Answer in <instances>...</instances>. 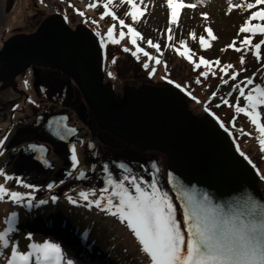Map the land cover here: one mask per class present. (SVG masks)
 Listing matches in <instances>:
<instances>
[{
	"label": "rangeland",
	"instance_id": "1",
	"mask_svg": "<svg viewBox=\"0 0 264 264\" xmlns=\"http://www.w3.org/2000/svg\"><path fill=\"white\" fill-rule=\"evenodd\" d=\"M106 2L107 0H0V45L10 35L34 31L45 17L53 13H61L71 28L79 24L88 26L100 37V39L105 38V34L109 27L115 24L116 27L113 35L116 34L117 31L123 30L125 37L123 39L118 38L119 43L116 44L111 43L107 38L104 40L105 43L102 42L106 50L108 71L118 78V80L110 82L115 86L116 90L127 83L138 86L141 84H149L158 87L172 86L163 84V82L159 80L160 77H171L172 75L179 80L186 81V79L195 76L193 84L196 88V95L198 98H200L199 96L201 95L203 97L207 96L212 90V95H210L207 104L208 110L216 113L219 110L218 108L222 107L220 113L222 116L228 115L225 116L228 120L227 130L232 138L238 140L244 139V132H246L248 128L247 124H249L250 121L243 113L241 114L245 116L244 121H246V123H241V121L239 122L236 119V116L240 113L235 112V106H244L245 100L243 97L237 99V96L239 97V90L234 87V85L244 87L245 94H247L254 85L264 87V44L261 45L260 58L257 59V57L253 55V46L261 40H264V34L257 33L256 35H252L251 33H240L238 35V32L251 12L264 9V4L257 5L253 9L233 7L232 10L229 11L228 0H179V2L185 4H196V7L182 8L177 22L170 24V9L167 7L166 0H143V4H140V9L144 14L140 16L136 22H133L131 17L126 15L127 12L131 11L130 5L126 2L122 3L121 0H113V3L109 6V11L118 19H123L126 25H130L140 33L142 39L137 40V45L143 50H146L143 44L149 40L154 41L153 38L155 37L160 38L159 40L157 39V41L164 40L165 44H170L178 40V37L183 36L186 32H197L200 37L203 36L206 43L203 48L200 46L197 59L200 60V58L203 57L208 61H220L219 65L212 64V67H214L211 69L207 67L198 68V70L203 72L207 69L206 72H208V75L203 76L201 74L195 75L193 69L191 70L181 64H175L177 63L176 61H172L170 66L162 65L161 67H157L156 65L154 66V63L149 59L146 61V58L149 56L144 55L143 58L133 56L131 53L135 51L136 48L130 43L127 27L121 29L118 19L113 20L111 16H105L101 19V15L105 11L103 4ZM134 2L139 3V0H134ZM92 3H95L99 10L95 9V7H89ZM238 3L246 6L247 3L254 4L255 0H232L233 6ZM144 5H147L146 10L144 9ZM80 12H83L84 15L81 16L79 14ZM204 14H206V16ZM255 23L264 25V21L256 20L252 22V24ZM169 28H171L172 40L168 39ZM205 29H211L216 39H211ZM246 37L251 38L252 45H241L239 41ZM234 41L236 42L235 47L241 48L243 56L249 57L250 60L246 58L247 61L249 60L246 66L243 68L240 67L238 72L234 73L237 74L235 80L231 79L230 76L228 79L226 78L218 82L217 79L221 75V73L218 75V67L221 68L225 63L224 60L227 55L230 57V53L237 52L233 47H229ZM174 43L177 48L180 47L176 42ZM125 47L129 48L131 51L124 52L123 48ZM225 47H228L227 50H225ZM193 50L197 52V47L194 46ZM233 59L234 57H232V60ZM145 64L148 65L147 68L144 67ZM20 74V77L28 76V72L26 71ZM108 76L104 78V81L109 78ZM20 77H18L17 80H20ZM246 78H251L253 80V85L245 86L242 84L241 82L245 81ZM197 81H199V83H197ZM224 81H227V83H224ZM232 87H234L235 90L232 91ZM214 93L215 95H213ZM32 97L36 101L38 100V96L33 90ZM11 98H13L11 92L0 90V139L5 138L4 126H6L5 121L10 114L9 107L12 103V101H10ZM185 100L187 109L193 115L206 117L203 113V108H201L202 106L198 105L199 103L197 101L187 100L186 98ZM224 100H227L228 104H225L223 102ZM47 106L55 110L58 109L57 105H50L47 103ZM36 107L37 106L34 104L24 106L22 110L21 107H19L18 114L14 117L15 123L9 126L10 129L7 131L5 143L0 146V152L3 153L0 155V170H3L7 175L13 177L12 181H6L0 177V185H5V187L11 191H18L22 194L31 191L32 194V199L27 200L28 202L22 204L23 206L15 212L17 214V231L11 238L12 242L17 244L20 252L28 251L27 246L30 243H55L61 247L62 255L65 257L63 264H67V260H71L72 264H106L105 261L108 264H150L149 258L141 251L138 241L134 234L127 228L126 222L97 219L87 221L82 217L80 221L81 226L83 228H88L96 237V240L94 239L95 242L90 241V244H94L102 239V249L99 248L98 245H96L97 247L95 248L101 253L104 260H95L94 262L79 259L81 256L80 252L78 249L72 248L71 245L63 249L62 245L59 244L63 242L62 239H59L56 235L49 232H45L44 229L39 227V223H41L50 230L51 221L57 218L61 214L60 212L65 213L62 215L63 222L68 220L71 225L74 224V218L78 220L81 216L74 210L69 212L68 208L63 211L65 207H57V209L54 207L50 208L47 206L50 205L48 203L41 206L39 201H37V198H40V196H38L39 193L40 195L43 193L46 195L47 189L45 185L49 183V180H43L45 182L42 183V177H51L50 181L57 180L54 174L57 173V169L62 163L60 155L54 156V169L46 171L45 173L44 171L39 173L36 169L28 168L21 162L20 150L12 149L14 142L19 138V131L17 130H20L22 127L21 119H25L26 117L32 119L33 114L38 110ZM258 111L261 114L260 122L264 124V106L258 108ZM223 112L225 113L223 114ZM58 161L60 163H58ZM259 173L260 174H257V185L264 194V185L262 186V184H264L263 163L259 167ZM17 178L23 183L34 186L35 190L25 189L22 184H17L15 182ZM48 185H50V183ZM53 186H56V184H53ZM58 187V193L66 189V187L60 185L51 189V192L57 190ZM58 196L63 201L64 196L62 194H58ZM47 199L50 200L51 197L48 196ZM5 201L7 203L10 200L6 197ZM28 204H31V207H26ZM60 205L64 206V204ZM5 206L0 203V227L4 224V219L8 216V212H6L8 209H5ZM70 213L74 218L69 216ZM48 221L50 225H48ZM76 222L77 221H75V223ZM95 226H98V228H95ZM29 235H31V240L27 238ZM9 253L10 252H6L7 255H1L0 263L5 261L6 264Z\"/></svg>",
	"mask_w": 264,
	"mask_h": 264
},
{
	"label": "water",
	"instance_id": "2",
	"mask_svg": "<svg viewBox=\"0 0 264 264\" xmlns=\"http://www.w3.org/2000/svg\"><path fill=\"white\" fill-rule=\"evenodd\" d=\"M30 66L68 75L100 129L140 149L161 152L181 212L188 197L200 201L207 196L225 211L249 198L264 205L254 166L218 121L187 109L181 91L141 84L125 85L116 94L113 84L104 81L100 37L88 26L71 28L53 13L34 31L6 38L0 48V82L13 87L14 78ZM45 130L54 137L55 128Z\"/></svg>",
	"mask_w": 264,
	"mask_h": 264
},
{
	"label": "snow or ice",
	"instance_id": "3",
	"mask_svg": "<svg viewBox=\"0 0 264 264\" xmlns=\"http://www.w3.org/2000/svg\"><path fill=\"white\" fill-rule=\"evenodd\" d=\"M121 2H126L131 6V11L127 12L126 15L130 16L133 22H136L144 14L140 9L143 0H139V3L134 2V0H121ZM112 3L113 0H107L103 4L105 11L101 15V19L105 16H111L113 20L118 19L109 11V6ZM166 3L170 9V24L177 22L182 8L196 7V4H185L179 2V0H166ZM228 3L229 11H231L233 7L253 9L257 5L264 4V0H255L254 4L247 3L246 6L239 3L233 6L232 0H228ZM96 6L95 3L89 5V7ZM146 8L147 5H144L145 10ZM79 14L84 15L83 12ZM204 15L206 16V14ZM256 20L264 21V9L252 11L244 25L240 27L238 35L240 33L264 34V25L261 23L252 24ZM118 23L121 29L127 27L130 43L136 48L131 54L137 56L138 53H142L148 56L149 54L137 45V40L142 39L140 33L130 25H126L123 19H118ZM115 27L114 24L107 31L108 40L113 44L119 43V40L113 36ZM205 31L208 32L211 39H216L211 29H205ZM168 32V39L172 40L171 28L168 29ZM119 36L120 39L125 37L123 30L120 31ZM190 36L195 38L194 33H190ZM199 42L203 48L206 43L205 38L201 36ZM235 43L234 41L229 47H233L235 51L240 52L241 48L235 47ZM147 44L157 51L160 50V46L151 40L147 41ZM180 44L185 50L180 51L177 49L178 54L193 63L194 68L203 65L211 69L212 64H220L219 60L208 61L203 57L200 58L199 63H195L191 59L194 54L190 53L183 41ZM241 44L243 46L252 45V40L250 37H246L241 41ZM262 44H264V40L253 46V55L257 59L260 58ZM123 51L129 52L130 49L125 47ZM149 59L154 58L149 56ZM155 62L159 64L160 60L156 59ZM243 62V57H241V63ZM144 67L147 68L148 65L145 64ZM231 67L230 64L225 65L220 70L226 72ZM201 75L207 76L208 72H202ZM236 76L237 74H233L231 79L235 80ZM169 83H172V81H169ZM224 83H227V81H224ZM241 83L245 86L253 85V80L246 78ZM177 87L180 86L177 85ZM234 87L239 90L237 99L243 97L245 100L244 106H235V112L246 115L255 127L258 133L257 140L260 150L264 152V124L260 122L261 114L258 111V108L264 106V87L254 85L247 94H245L244 87L239 85ZM223 102L228 104L227 100ZM221 127H224V125L221 124ZM67 131L74 132L75 130L68 129ZM5 140L6 137L0 139V146L5 143ZM28 149L34 153L46 151L36 145H29ZM71 152L72 166L76 167L78 160L74 147ZM2 154L0 152V155ZM240 155L244 156V153L241 152ZM244 158L248 159L247 156H244ZM249 163H251L250 160ZM117 167L123 168L124 166L118 165ZM104 172L108 174L104 181L105 186L100 189L99 197L89 201V203L94 204L103 211H107L112 216L118 217L121 222H126L127 228L134 234L141 251L149 258L150 264H264V205L255 199H245L242 204H238L235 208L229 207L225 211L224 208L213 206L207 196H204L200 201H194L191 197H188L187 202L182 205V221H178L177 210L172 200L166 192L157 187L156 181L150 182L148 187L145 188L142 186L145 183L143 180H138L135 176L128 174L114 180L107 165L104 166ZM0 177L6 181L13 180V177L7 175L3 170H0ZM83 177L84 173L81 172L76 178L81 179ZM15 182L22 184L25 189L35 190L34 186L23 183L18 178ZM48 187L51 188L52 185H48ZM94 194L93 192L81 191L79 196L88 201L89 196ZM6 197L13 204H20L25 199L31 200L32 194L29 191L25 195L18 191L8 190L5 185H0V202L5 201ZM56 199V196L51 197L53 202ZM68 199L70 202L75 203L71 197H68ZM45 203H47L45 200L39 201L41 205ZM26 207H31V204L26 205ZM16 218L17 214L15 212L10 213L3 221L4 228L0 230V251L11 248L6 264H63L65 258L62 255L61 247L55 243H30L27 246L28 251L20 252L17 244L11 240L13 234L17 231ZM27 238L31 240V235ZM67 264H72V261L67 260Z\"/></svg>",
	"mask_w": 264,
	"mask_h": 264
},
{
	"label": "flooded vegetation",
	"instance_id": "4",
	"mask_svg": "<svg viewBox=\"0 0 264 264\" xmlns=\"http://www.w3.org/2000/svg\"><path fill=\"white\" fill-rule=\"evenodd\" d=\"M100 40L105 53L104 78L109 74V78L105 81H116L118 80L117 76L108 71L107 55L103 45L105 38ZM24 71L28 72V76L20 77L21 74L17 75L14 78L13 87L0 82V90L9 91L13 95L10 100L12 101L9 107L10 114L5 121L4 137L10 129L9 126L15 123L14 117L18 114L19 107L22 110L24 106L34 104L38 107H36L38 110L35 111L32 119L28 117L21 119L22 127L17 130L19 131V138L14 142L12 149L20 150L21 162L28 168L36 169L39 173L43 171L45 173L55 168V155H60L62 159L57 173L54 174L57 180L50 181L51 177H42L41 180H49L48 182L52 187H47L49 183L46 182V195L44 193L40 195L39 193L40 198H37V201H47L50 204L47 206L50 208L65 207L68 208L69 212L74 210L81 216L80 219L83 217L87 221L93 219L120 221L118 217L112 216L107 211H103L101 208L89 203V201L99 197L100 189L105 186L104 181L108 174L104 172V166L107 165L114 180L128 174L135 176L138 180H143L145 183L142 186L145 188L148 187L150 182L156 181L157 187L166 192L172 200L177 210V220L182 221V212L168 184L167 160L161 152L140 149L124 142L104 129H100L77 86L63 72L39 66H30ZM18 77H20V80H17ZM125 85L138 86L127 83L116 90L113 85L116 94L120 95ZM32 90L38 96L37 101L32 97ZM47 103L57 105L58 109L55 110L47 106ZM45 128H55L54 137L49 135ZM68 129L75 131L68 132ZM29 145L42 147L46 151L31 152L28 149ZM73 147L78 160L76 167L72 166L71 161V149ZM58 163L60 162L58 161ZM118 165L124 167L119 168ZM81 172L84 173V177L77 179L76 177ZM125 183L128 186L127 182ZM53 184H56V186H53ZM60 185L66 187V189L58 193V187L57 190L51 192V189ZM81 191L95 194L90 195L88 201H85L79 196ZM58 194L64 196L63 201ZM48 196H56L57 199L53 202L51 199H47ZM68 197H71L75 203L70 202ZM27 200L25 199L18 204L16 209L22 207V204L28 202ZM60 204H64V206ZM95 228H98V226H95Z\"/></svg>",
	"mask_w": 264,
	"mask_h": 264
},
{
	"label": "trees",
	"instance_id": "5",
	"mask_svg": "<svg viewBox=\"0 0 264 264\" xmlns=\"http://www.w3.org/2000/svg\"><path fill=\"white\" fill-rule=\"evenodd\" d=\"M97 8L98 7L96 6L95 9H97ZM97 10H99V9H97ZM119 33H120V31H117L116 34L113 35L114 38H116V39L120 38ZM190 33H194L195 38L190 36ZM105 38L108 39L107 33L105 34ZM181 38H183V39H181ZM199 38H200V36L198 35L197 32H186L183 36L178 37V40H175L174 42H176L181 47L180 42L183 41L185 47L188 50H190V53L194 54L191 56L192 61H194L195 63H199V60L197 59L198 50L201 46L200 42H199ZM153 39H154V41H152V42L155 44H158L160 46V50L157 51L156 49L149 47L147 42L144 43L143 45H145V49H146L144 51L149 54L148 56H151L154 58V59H149V57H148V58H146V61L149 59L150 61H152L154 63V66L156 65L157 67H161L162 65L163 66H167V65L170 66L172 64V61H176L177 63H175V64H177V65L181 64V65H183V66H185L191 70L193 69L194 70L193 73H195V75H200L203 72V71L198 70V68H194L193 63H190L188 59H186L185 57H182L181 55L178 54L177 49H179L180 51H184L185 50L184 47H181V48L178 47L177 48V46L174 42H172L170 44H165L163 39H162L163 41H157V39L158 40L160 39L157 37H155ZM243 40L244 39H242L241 41H243ZM241 41H239V42L241 43ZM194 46L197 47V52H194V50H193ZM227 48L228 47H225V50H227ZM137 56L140 58H143L144 55L142 53H138ZM232 57H234L233 60H232ZM241 57H243V60H244L243 63H241ZM246 58H249V57L243 56L242 51L232 52V53H230V57L227 55V57L224 60L225 63L221 67H223L225 65H229V64L232 65V67L228 68L226 72H222L220 70L221 68L218 67V75H219V73H221V75L217 79V81L219 82L223 79H226V78L228 79V77H230L234 73L238 72V69L240 67H242V68L245 67L246 64L248 63V61L250 60V58H249V60L247 61ZM156 59L160 60L159 64H157L155 62ZM213 67L211 65V68H213ZM199 68H205V66L202 65ZM206 70L207 69H205L204 72H206ZM154 73H155V71H154ZM159 80H161L163 82V84H165V85L167 84V85H172L175 87H177V85H179L180 87H177V88L186 94L187 100L197 101L199 103L198 105L202 106L201 108H203V110H204L203 113L205 115L211 116L214 119H216L217 121H219L221 124L224 125V128L227 130L228 120H227V117H225V116H228V115L222 116V114L220 113L222 111V107L218 108L219 109L218 112L215 111L217 113V115H216V113H214V111L208 110L207 104H208V100L210 98V95H212V90L205 97H203L201 95V96H199L200 98H198V96L196 95L197 94L196 88L194 87V84H193L195 81V76L186 79V81L179 80V79L173 77L172 75H171V77H169V76L160 77ZM169 81H172V83H169ZM202 81H204V80H202ZM231 90L232 91L235 90L234 87H232ZM237 98H238V96H237ZM224 113L225 112H223V114ZM236 119L239 122L241 121V123H246V121H244L245 116L242 115L241 113L238 114V116H236ZM247 125H248V128H247L246 132H244V139L238 140L236 138H232L231 134L230 133L229 134L231 136L232 141L238 147L239 151L243 152L244 156L248 157V160L251 161V164L254 166V168L258 172L257 174H260L259 173V167L261 166L262 163L264 164V152H261V150H260V146H259V143L257 140L258 133L256 132L255 127L251 123H249ZM258 161H259V163H258ZM263 185L264 184H262V186ZM0 203L3 204L4 206L6 205L5 206L6 208L5 207L4 208L8 209L6 211V212H8L7 215H9L10 213L16 212V210H17L16 208H17L18 204H13V203H11V201H8L7 203H6V201H2ZM65 210H67V209L64 208L63 211H65ZM60 213H61V215L65 214L63 212H60ZM48 220H50V219H48ZM4 226L5 225L2 224V226L0 227V230H2L4 228ZM10 250H11V248L9 247V249H7V250L0 251V257H1V255H7L6 252H10ZM0 264H5V261L1 262Z\"/></svg>",
	"mask_w": 264,
	"mask_h": 264
},
{
	"label": "bare ground",
	"instance_id": "6",
	"mask_svg": "<svg viewBox=\"0 0 264 264\" xmlns=\"http://www.w3.org/2000/svg\"><path fill=\"white\" fill-rule=\"evenodd\" d=\"M61 218H62V216L59 215L57 218L52 220L51 221V227H53V230L55 229L54 231H55V233H57V237L59 239L64 240L68 246L71 245L72 248H76L82 253V254H80L81 256L79 257V259L84 260V261L87 260L89 262H94L95 260H97V261L104 260L102 258L103 256L97 250V248H95L94 245L89 244V240H87L86 238L84 239V237L79 236V235H73V233L70 231L68 222H66V227L62 228V226L60 224ZM39 227L44 229L45 232H49L51 234L53 233L49 229H47V227L45 225H42L41 223H39ZM78 239H80V240L84 239V241L81 242L82 244L80 242H78ZM105 263L108 264L106 261H105Z\"/></svg>",
	"mask_w": 264,
	"mask_h": 264
}]
</instances>
